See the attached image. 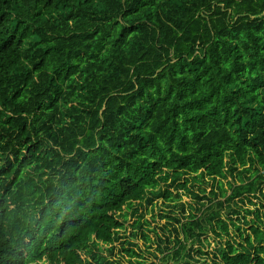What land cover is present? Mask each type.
I'll return each instance as SVG.
<instances>
[{
	"label": "trees",
	"instance_id": "1",
	"mask_svg": "<svg viewBox=\"0 0 264 264\" xmlns=\"http://www.w3.org/2000/svg\"><path fill=\"white\" fill-rule=\"evenodd\" d=\"M258 223L264 0H0V264H207L230 227L212 264H264Z\"/></svg>",
	"mask_w": 264,
	"mask_h": 264
},
{
	"label": "rangeland",
	"instance_id": "2",
	"mask_svg": "<svg viewBox=\"0 0 264 264\" xmlns=\"http://www.w3.org/2000/svg\"><path fill=\"white\" fill-rule=\"evenodd\" d=\"M228 181L231 182V180L228 178ZM227 181H223V185L224 188L228 190V186H227ZM208 192V191H207ZM229 192V191H227ZM181 197V203L180 204H184V209H185V213L183 216H187V209L189 205H193V202H195V199H193L189 194H182ZM208 195V194H207ZM208 198L211 199L210 196H208ZM217 201L222 202L223 198H218L217 200H214L213 202L216 203ZM256 202V201H253ZM258 204V203H256ZM155 207L153 208V210L151 208H148L146 211V215L144 217L145 220L147 219H152L151 223V227L150 230H156L157 232L161 231L162 229H166V230H170L172 229V227L176 224L174 221L169 220L170 217H179L182 218L183 216L181 215V212L179 210V203H176L175 205H173V207H167L166 205L161 204V201H156L155 202ZM206 206H208V203H206ZM248 208L249 210L253 211L255 209V207L253 206H245V208ZM214 210H217L216 208H214ZM173 212V213H170ZM221 214V218L227 222V218L228 217H232V220L235 221L236 225H238L241 229V231L244 232V237L248 236L250 237V240L252 241L253 239V235L250 232V228L255 226L256 224L252 223L251 221L253 220V216L251 214H247L245 213L244 210H240L239 215H229V213L227 212V210H221L219 211ZM245 218V221L242 218ZM237 220H240L239 222ZM246 222V223H245ZM130 223H127L126 226L129 227ZM258 226L260 229L264 230V224L263 223H258ZM219 232V231H217ZM229 234L231 236V238L225 236L223 234L222 239H218L212 232H208L207 235H205V237L203 238L205 241L203 242L204 246H202V251L205 252L207 254V257L209 259L207 260V264H212V260L213 258L211 257L212 254L215 252L217 248L223 244L224 241H235L236 246H238V244L243 243L242 240L240 241V239L236 236V233L234 231V229H232V227L229 228ZM128 235V234H127ZM149 237L152 240H155L154 234L153 233H148ZM135 243L139 244L140 248H141V253L144 256V258L147 260L148 263L155 261V256L157 255V252L155 250V244L152 243V247H150L149 249H145L142 246V243L140 240L135 241ZM211 257V260H210ZM203 258H206L205 256ZM122 264H127L125 261H121ZM39 264H45V263H39Z\"/></svg>",
	"mask_w": 264,
	"mask_h": 264
}]
</instances>
